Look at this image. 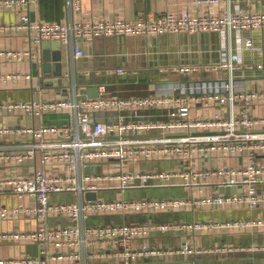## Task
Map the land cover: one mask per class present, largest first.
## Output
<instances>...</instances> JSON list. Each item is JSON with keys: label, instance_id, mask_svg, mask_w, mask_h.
<instances>
[{"label": "built area", "instance_id": "2783aa9c", "mask_svg": "<svg viewBox=\"0 0 264 264\" xmlns=\"http://www.w3.org/2000/svg\"><path fill=\"white\" fill-rule=\"evenodd\" d=\"M33 1L36 0H0V8L24 10ZM219 1L190 0L193 5ZM66 3L69 21L33 18L28 11L22 12L17 21H0V33L23 30L30 37L27 48H0V58L40 60L43 42L58 40L72 46L75 67L76 60L87 56L83 40L205 33L219 35L218 57L160 66L154 71L156 78L148 71V79H142L143 68L139 66L85 67L82 69L85 92H81V84L74 75L73 90L63 96L0 102V109L39 116L68 112L70 118L63 123L0 127V136L11 133L33 136L29 142L5 145L10 151L0 156L20 162L37 159L40 153L41 162L30 174L0 177V184L10 186L20 199L13 206L0 205V218L33 215L38 220L33 230L1 231L0 241L26 238L40 245L37 255L0 257V264H50L55 259H65L66 264L95 261L132 264L143 258H170L206 251L264 250V243L247 247L190 245L186 236L178 246L151 241L156 235L182 236L225 227L240 230L264 227V219L258 218L167 220L155 217L158 213L204 204H244L257 208L264 203V192H259L264 166L257 162L258 154L264 151V115L251 113L253 99L264 98V89L240 90L235 78L245 65L243 49L254 45L251 37H242V32L264 28V8L238 7L229 8L225 13L198 14L184 9L142 14L134 19L94 16L74 20V13L82 8V0ZM206 51L209 50L201 48L199 55ZM247 66L264 70V62ZM32 75V71L25 73L26 77ZM93 76L102 80L90 83L88 79ZM122 76H131L136 83L144 80L148 93L122 95L112 89V78ZM8 77L16 75L0 73V79ZM93 85L98 87V95L89 96L88 88ZM240 155L247 157L241 165L204 163L206 159ZM169 159L178 162L169 167H147L145 163ZM210 184L220 189L234 186L236 190L229 193L193 190L184 196L126 195L128 190L152 186ZM89 192H96V197H88ZM54 194H72L73 198L53 199ZM27 196L34 197V202L26 203L23 199ZM116 213L122 214L123 219H98L92 223L87 220L90 216L98 218ZM139 214L149 216L130 218ZM59 216L68 217L70 222L52 225L50 219Z\"/></svg>", "mask_w": 264, "mask_h": 264}, {"label": "crops", "instance_id": "0c3cea01", "mask_svg": "<svg viewBox=\"0 0 264 264\" xmlns=\"http://www.w3.org/2000/svg\"><path fill=\"white\" fill-rule=\"evenodd\" d=\"M67 0H36L33 1L27 9H9L0 8V21L13 22L17 21L22 12H30L33 18L47 20H70V13L66 3ZM231 1V3H230ZM242 7L245 9H262L264 8V0H220L217 3L205 5H193L190 0H82V8L73 15L74 20L84 17H104L115 19L123 17L126 19H134L139 15H151L166 11L181 12L188 9L194 14L210 11L214 13H225L229 8L237 9ZM177 36V37H176ZM245 39L251 37L254 41L252 47L244 48L242 57L245 65L236 73V85L240 90H263L264 89V70L261 68H250L247 64H259L264 62V28L249 29L242 32ZM52 42L48 46L49 53L61 54L63 63V83L58 82V77L54 72L47 74L42 66V61L31 58L16 60L12 58H0V73L16 75V77H8L0 79V102H6L16 99L31 98H54L63 96L73 90V78L76 75L79 84L84 82L82 73L83 68L99 67L105 69L107 67H115L119 65L139 66L148 71H156L160 66H171L174 63L188 62L192 60H216L218 57V34H207L202 36H187L166 34L159 37H128V36H109L97 37L92 41H84L83 45L87 50V56L82 57L75 62L73 67V49L71 45L58 44V40H47ZM46 42V41H44ZM43 42V44H44ZM29 35L23 30L9 31L0 33V48L23 49L30 44ZM41 46V58L44 51V45ZM51 48V49H50ZM201 48L209 50L204 55H199ZM180 49V50H179ZM173 51L174 53H171ZM180 52V53H178ZM37 63V71L33 65ZM152 69V70H151ZM31 77H26L25 73H30ZM132 79L131 76H122L112 78L110 85L124 84L125 80ZM102 78L93 76L88 79L91 83ZM132 81V80H131ZM95 86V85H93ZM91 87V86H90ZM115 90H120L116 85ZM45 88L53 90L46 92ZM112 88V87H111ZM113 89V88H112ZM251 113L264 115V98L256 97L251 105ZM70 120L68 112H51L44 116L33 115L26 111L0 109V127H12L13 125L24 124H46V123H63ZM261 130V129H260ZM33 139L32 134H6L0 136V154L4 151H10L5 145L14 144L16 142H29ZM15 150V149H13ZM247 161L245 155L218 157L217 159H206L204 163L215 166L219 163L229 165H241ZM165 166L169 167L177 164L178 160L162 161ZM258 164L264 166V151L257 156ZM161 163V162H157ZM179 164V163H178ZM201 165V162L199 163ZM40 167V153L37 157L26 159L24 161H16L0 156V177H9L16 174H30L33 167ZM259 183V192H264V173ZM209 187V188H208ZM164 189V193H159L158 189ZM146 190H152L153 193L144 196L162 197V196H184L189 195L193 190L202 192L221 191L214 185H205L201 187H185V186H161L147 187ZM63 194H54L53 199L62 198ZM72 194H65L68 198ZM63 199V198H62ZM65 199V198H64ZM26 203H33L34 197L27 196L23 199ZM20 199L14 193L10 186L0 184V205L13 206L18 204ZM178 214L179 216H175ZM144 215L146 219L149 215L139 214L130 216L139 218ZM164 216L162 219H242V218H258L264 219V203L259 207L253 208L244 204L237 206L222 205H200L191 209H180L177 211H166L156 214ZM155 215V217H156ZM173 215V216H169ZM122 218L120 213L105 214L101 217L90 216L88 222L92 223L96 220L110 221L113 218ZM160 219V218H158ZM70 219L65 216L53 217L50 223H69ZM37 217L33 215L10 216L0 218L1 231H27L37 227ZM187 237L190 245H198L202 247H212L215 245H236L247 247L250 245L264 243V227L256 226L245 230L232 229L229 227L219 228L215 230H200L195 234L188 235L184 233L180 235H156L151 241L156 244H170L178 246L183 244V240ZM40 245L31 239H4L0 241V257L7 256H32L37 255ZM210 250V249H209ZM264 264V250L239 248L219 251H206L203 253H194L182 256H173L170 258L152 257L143 258L132 264ZM50 264H66L65 259L52 260ZM91 264H123L117 261H95Z\"/></svg>", "mask_w": 264, "mask_h": 264}, {"label": "water", "instance_id": "95a60500", "mask_svg": "<svg viewBox=\"0 0 264 264\" xmlns=\"http://www.w3.org/2000/svg\"><path fill=\"white\" fill-rule=\"evenodd\" d=\"M208 33H205L204 35H207ZM58 44L61 45V42L60 41H57ZM52 42H44V51H43V55H42V58H41V61H42V66H43V69L44 71L47 73V74H50L52 72H54L58 77V82L59 83H63V77H62V73H63V63H62V60H61V54L60 55H57V54H51L49 53V49H48V46L51 45ZM50 47V46H49ZM51 49V48H50ZM34 69H36V72L38 73L37 71V63H34L33 65ZM88 95L89 96H96L98 95V87L97 86H91L88 88ZM99 170H101V166L98 167ZM89 168L87 167L86 168V171H88ZM236 190V187H229V186H226V187H221V191L223 192H231V191H234ZM88 197H96V192H89L87 194Z\"/></svg>", "mask_w": 264, "mask_h": 264}, {"label": "rangeland", "instance_id": "374dc122", "mask_svg": "<svg viewBox=\"0 0 264 264\" xmlns=\"http://www.w3.org/2000/svg\"><path fill=\"white\" fill-rule=\"evenodd\" d=\"M177 37V36H176ZM152 70V69H151ZM146 69H142L141 72H140V76L142 77V79H148V76H147V73H145ZM152 78H156L157 77V73H155L154 71H152V74H151ZM135 78H137V75H135ZM141 87L140 88H137V87H134V88H126V87H123L124 89H120L119 90V93L122 94V95H129V94H144V93H148V89H147V84H141L140 85ZM114 88V86H112ZM53 89H49V88H45V91L46 92H49ZM80 90L81 92H85V87L82 86V83L80 85ZM146 166L147 167H163L165 166V164H163V162L161 163H157V162H150V161H146ZM209 188V187H208ZM159 193H164L165 190L164 189H158L157 190ZM153 193L152 190H146L144 188H141V189H132V190H128L126 192V195L129 196H135V197H139V196H144V195H149ZM63 199H69L68 197L65 196V194L62 195ZM72 196V195H70ZM70 200V199H69ZM113 219H116V220H122V218L118 217V218H113ZM111 219V220H113Z\"/></svg>", "mask_w": 264, "mask_h": 264}, {"label": "trees", "instance_id": "16d2710c", "mask_svg": "<svg viewBox=\"0 0 264 264\" xmlns=\"http://www.w3.org/2000/svg\"><path fill=\"white\" fill-rule=\"evenodd\" d=\"M129 79V81L128 80H125L124 81V84H115L118 88H120V89H124L123 87H126V88H134V87H137V88H140L141 86V84H146L145 83V81L144 80H141V81H139L138 83H136V82H134L133 81V79H131L130 80V78H128ZM114 85V86H115ZM111 87H112V85H111ZM113 88V87H112ZM113 89H116V87H114ZM118 91V90H117ZM130 95V94H129ZM161 189V188H160ZM169 216H173V215H169ZM175 216H179L178 214H175ZM139 218H144L145 216L144 215H142V216H138ZM130 218H132V217H130ZM156 218H160V219H162V218H164V216L162 215V216H157L156 215Z\"/></svg>", "mask_w": 264, "mask_h": 264}]
</instances>
